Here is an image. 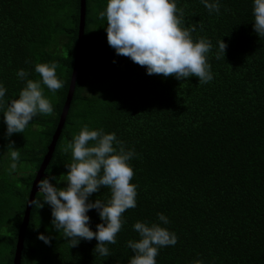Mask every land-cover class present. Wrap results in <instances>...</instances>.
Segmentation results:
<instances>
[{"label": "trees", "instance_id": "16d2710c", "mask_svg": "<svg viewBox=\"0 0 264 264\" xmlns=\"http://www.w3.org/2000/svg\"><path fill=\"white\" fill-rule=\"evenodd\" d=\"M79 0H0V264L66 99ZM21 264H264V0H85Z\"/></svg>", "mask_w": 264, "mask_h": 264}, {"label": "water", "instance_id": "95a60500", "mask_svg": "<svg viewBox=\"0 0 264 264\" xmlns=\"http://www.w3.org/2000/svg\"><path fill=\"white\" fill-rule=\"evenodd\" d=\"M84 14H85V0H79V23H78V32H77V45H76V55L74 58V65L72 68L71 76H70V81H69V87L68 91L66 94V99L64 101L60 116H59V121L57 124V127L55 129L54 134L52 135L51 142L49 146L47 147V153L44 156L41 165L36 173V177L34 178L30 192L28 195L27 202L25 204V210H24V215L18 230L17 238H16V243H15V251H14V257L12 264H21V253H22V248H23V238H24V232L25 228L27 225V221L29 218V211L31 209V205L34 199V195L36 192H38L39 187L38 183L40 182V179L43 176V171L50 159V156L54 150L55 143L57 141V138L60 134L61 128L64 124L65 117L71 102V98L73 95V90L76 82V76L78 72V66H79V60H80V55H81V48H82V43H83V29H84Z\"/></svg>", "mask_w": 264, "mask_h": 264}]
</instances>
